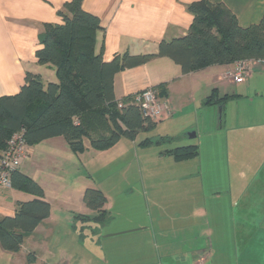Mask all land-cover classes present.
<instances>
[{
    "label": "crops",
    "instance_id": "crops-1",
    "mask_svg": "<svg viewBox=\"0 0 264 264\" xmlns=\"http://www.w3.org/2000/svg\"><path fill=\"white\" fill-rule=\"evenodd\" d=\"M67 1L70 0H0V97L17 94L27 72L40 75L44 83L56 82L54 70L39 65L35 53L41 48L39 36L44 26L60 22L57 12ZM197 1L200 0H82V9L99 19L103 30L97 36L95 52L101 53L103 61L109 62L117 54L157 53L160 42L185 36L193 20L188 6ZM207 1L223 4L242 28L259 24L264 15V0ZM233 69L234 64L212 65L182 75L179 66L169 59L157 58L117 74L113 80L114 95L116 100H121L144 89L164 85V95L161 98L167 102L170 114L160 122L168 124L173 119L170 117L178 114L179 109L175 104L183 105L188 102L193 118L200 111L199 125H194L197 124L196 121L191 122V125L180 129L176 135L193 128L194 138L206 132L204 128L207 126V118L211 126L212 113L211 116L206 115L208 110L205 109H210L213 105H206L205 100L212 90L216 89L219 96H229L220 106L218 130L223 129L225 133L228 163L232 161V155L235 163L236 158L239 163H244L245 173L241 172L235 177L232 188L228 189V206H231L233 198L240 206L236 212L239 222L238 240L250 239L251 236L244 234L251 233L255 235L254 239H260L263 243L264 238L257 236L264 234V208L255 207V201L260 207L264 205V62L253 61L251 71L241 83H233L226 78V74ZM168 135L166 134V140L170 144L173 138ZM83 145L84 151L74 154L64 138L55 137L29 148L28 159L20 164L17 171L41 186L44 200L50 205V213L32 233L24 237L19 251L6 252L0 247V264H264V244L202 246L197 244L195 230L190 231L192 235L184 238L182 244H154L151 247L142 237H135L132 241L135 244H101L100 237L103 234L108 237L114 223L110 214L109 221L104 225L82 221L92 223L87 227L90 228L95 243L92 241V244H85V236L77 234L74 223V235L69 240L62 244H49L48 240L52 241L56 237H53L55 228L59 224L64 226L63 220L70 224L69 215L73 217L77 213L89 218L96 215L85 208L82 196L86 189H98L99 183L90 184L91 179L88 182L82 179V175H78L81 187L71 191L70 184L67 183L71 182V169L76 175L75 168L79 164L85 169L82 163L85 160L90 167L97 166L95 172L98 173L103 168L111 167L125 155V151H121L120 155L113 152L116 155L101 156L105 150L93 149L88 139L83 140ZM176 146L195 145L181 140ZM177 147L166 148L164 151ZM198 152L199 156L200 151ZM162 156L172 160L167 155ZM194 159L173 163L181 165ZM239 163L237 162L238 166ZM248 174H251L250 178H247ZM192 176V173H187L170 179V182H187ZM195 188V183L190 184L189 193H195ZM98 190L104 194L101 189ZM142 191L145 194L144 187ZM213 194L216 193L213 191ZM33 199L35 196L13 188H0V220L13 216L17 203ZM190 205L189 214L184 215L187 219L183 221L194 220L195 227L196 220L199 219L195 198L190 200ZM104 208L106 209V205ZM62 212L66 214L65 217ZM232 214L234 216V210ZM222 215L220 211L217 216ZM250 218L254 220L250 222ZM133 231L130 227L125 228L120 237H131L130 233ZM104 246L105 253L101 254ZM151 248L154 250L152 263L149 262Z\"/></svg>",
    "mask_w": 264,
    "mask_h": 264
},
{
    "label": "trees",
    "instance_id": "trees-1",
    "mask_svg": "<svg viewBox=\"0 0 264 264\" xmlns=\"http://www.w3.org/2000/svg\"><path fill=\"white\" fill-rule=\"evenodd\" d=\"M188 11L193 20L185 36L160 42L154 54L123 53L105 62L102 54L95 52L97 36L103 30L99 19L82 9V0L65 2L57 12L60 22L44 26L39 36L41 48L35 53L39 65L54 70L56 82L44 83L40 75L27 72L17 94L0 97V153L21 130L29 147L62 137L70 150L79 154L84 151L85 138L93 149L103 151L123 134L152 128L156 122L127 104L130 96L116 100L113 80L117 74L154 59H169L182 75L243 60L264 62V15L259 24L242 28L223 4L200 0L190 4ZM152 89L160 98L164 95V85ZM229 98L214 89L205 104L222 106ZM119 102L124 106L119 108ZM198 153L196 146H186L161 154L179 163L196 158ZM10 181L13 189L35 196L17 203L14 215L0 220L1 249L17 252L24 237L49 216L50 205L41 186L24 174L16 170ZM82 202L96 215L77 216L79 220L97 225L109 221L104 208L107 198L100 190L86 189Z\"/></svg>",
    "mask_w": 264,
    "mask_h": 264
},
{
    "label": "rangeland",
    "instance_id": "rangeland-1",
    "mask_svg": "<svg viewBox=\"0 0 264 264\" xmlns=\"http://www.w3.org/2000/svg\"><path fill=\"white\" fill-rule=\"evenodd\" d=\"M175 105L179 109L178 114L171 116L170 119H173L168 124L164 121L157 122V125L152 128L140 130L134 134H123L115 144L105 150V153H101V156H113L116 155L113 152L120 155L121 151H125V155L111 167L103 168L96 173L97 166L90 167L85 160H82L85 169L79 164L75 168L76 175L73 168L71 169L69 173L71 182L67 181L71 191L81 187V181L77 179V176L82 175V179L86 181L91 179L90 182L88 181L90 184L99 183L98 189H101L107 198L105 210L114 223L108 237L105 234L100 237L101 244H122L121 242L135 244L132 242L135 237L136 239L142 237L144 241L151 244V247L154 244H182L183 239L189 238L192 235L190 231L194 230L197 244L202 246L205 244H264V241L261 243L260 239H254L255 235L251 233L244 234L251 236L250 239L238 240L239 222L236 212L240 206L234 198L231 199V206H228V189L232 188L235 177H238L241 172L245 173L243 170L245 168L244 163H239L237 158L235 163L232 155H230L232 161L228 163L225 133L223 129L218 130V110L221 107L212 106L210 109H205L208 110L206 115L211 116L212 113V127L209 126L210 120L207 118V126L204 128L206 132L198 138H189V135L194 133L193 128L182 132L181 135L176 134L180 129L191 125V122L196 121L197 124L194 125H199L200 111L193 118V115H190L188 102ZM166 134L172 135L170 144L166 141ZM159 140L164 141L162 143ZM181 140L199 147L200 155L193 161L174 165V161L160 154L166 148L177 147L178 141ZM236 155L238 157V153ZM187 173L193 175L191 179H187V182L185 180L170 182V179L173 180ZM250 177L251 174H248L247 178ZM193 183L196 184L195 193L190 194L189 187ZM142 187L145 189V194ZM213 191L216 194L212 195ZM194 198L199 218L196 220L195 227L194 220L183 221L187 219L184 215L189 214L190 200L193 201ZM255 204V207L264 208V205L260 207L256 201ZM232 210H234V216ZM220 211L223 215L217 216ZM65 215V213L62 214L64 217ZM75 216H83V214L76 213L73 217L69 215V225L63 220L64 226L59 224L55 228L53 237L55 235L56 237L52 241L49 239V244H62L63 241L69 240L74 235V223H76L77 234L85 236V244H92V241L95 243L92 239L93 234L87 227L92 223H84ZM252 220L254 219L250 218V222ZM128 227L134 230L130 233L131 237H120L122 230ZM137 227H139L138 230H135ZM65 230L68 232H64ZM105 230L108 232L107 229ZM259 237L264 238V234H258L257 238ZM153 252L151 248L150 263L153 262ZM104 253L105 246L101 254ZM133 253L136 256V250Z\"/></svg>",
    "mask_w": 264,
    "mask_h": 264
},
{
    "label": "built area",
    "instance_id": "built-area-1",
    "mask_svg": "<svg viewBox=\"0 0 264 264\" xmlns=\"http://www.w3.org/2000/svg\"><path fill=\"white\" fill-rule=\"evenodd\" d=\"M253 61L243 60L234 64V69L226 74V78L233 83L244 82L251 71ZM119 102L118 107L124 105ZM127 104L134 105L143 118L152 122H160L170 114L166 101L158 96L156 90L147 88L130 96ZM125 104V105H127ZM29 146L24 138V131L14 133L6 143L5 149L0 153V188L11 189V174L18 170L20 164L29 157Z\"/></svg>",
    "mask_w": 264,
    "mask_h": 264
},
{
    "label": "water",
    "instance_id": "water-1",
    "mask_svg": "<svg viewBox=\"0 0 264 264\" xmlns=\"http://www.w3.org/2000/svg\"><path fill=\"white\" fill-rule=\"evenodd\" d=\"M218 114H219V120H221V108H219V110H218ZM195 137V134L194 133H191L190 135H189V138H194Z\"/></svg>",
    "mask_w": 264,
    "mask_h": 264
}]
</instances>
